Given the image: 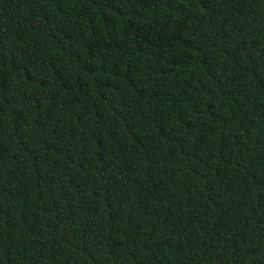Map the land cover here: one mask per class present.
Returning a JSON list of instances; mask_svg holds the SVG:
<instances>
[{
  "label": "trees",
  "instance_id": "1",
  "mask_svg": "<svg viewBox=\"0 0 264 264\" xmlns=\"http://www.w3.org/2000/svg\"><path fill=\"white\" fill-rule=\"evenodd\" d=\"M0 264H264V0H0Z\"/></svg>",
  "mask_w": 264,
  "mask_h": 264
}]
</instances>
